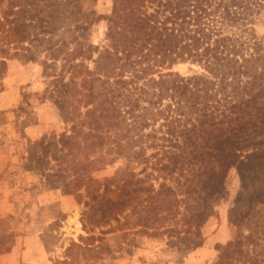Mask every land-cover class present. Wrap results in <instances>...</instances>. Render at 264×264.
Masks as SVG:
<instances>
[{"label": "rangeland", "instance_id": "1", "mask_svg": "<svg viewBox=\"0 0 264 264\" xmlns=\"http://www.w3.org/2000/svg\"><path fill=\"white\" fill-rule=\"evenodd\" d=\"M83 1L84 9L93 8L96 14L88 39L101 50L109 43L106 31L114 0ZM247 35L264 44V10L254 16ZM18 51L7 59L6 72L0 77V264H227V254H222L221 260L219 257L237 229L245 234L250 221L258 218L264 222V152L244 164L243 187L240 168L227 167V154L217 148L220 143L227 145L234 124H228L226 118L213 126L204 124L206 129L193 134L196 146L184 143V136L178 135L185 123L191 125L189 117L197 121L204 99L189 107L182 105L186 98L181 96V105L168 107L170 89L163 86L166 96L163 104L153 109L151 119L159 113L160 117L143 128L152 136L143 141L146 149L141 158L129 154L138 148V142L131 147L135 138L116 135L130 126L128 115L119 117V123L111 127L112 135L105 138L102 153L88 154L81 145L72 155L63 156L66 151L59 148L57 138L64 130L70 132L72 122L68 119L73 116L69 101L61 106L59 80H68L74 73L79 83L85 67L94 69L95 64L78 57L75 62L82 61V65L67 72L60 58L52 63L43 53L32 56L22 48ZM97 55L93 53V58ZM163 71L189 77L200 74L204 67L187 58ZM173 78L169 77L168 84ZM139 100L136 112H145L142 107L146 103L142 97ZM209 103L210 110L218 113L217 119L222 110L227 111V104L217 98L211 96ZM84 110L79 103L76 111ZM150 112L146 110V115ZM166 115L174 120V133L161 125ZM75 119L79 120L78 115ZM119 138L126 149L121 154L116 152ZM150 138L155 146H149ZM86 153L95 161L85 173H92L97 180L89 195H84L82 177L73 181L71 168V161L82 167ZM111 157L113 161H107ZM130 176L141 180L120 187ZM190 176L195 187L190 199L194 206L185 209L179 202V212L168 213L159 205V184L165 181L181 193L185 187L181 184ZM74 182L80 193L74 189L66 193ZM237 217H242L239 226ZM37 238L44 247L42 256L30 246ZM260 242L264 246V241Z\"/></svg>", "mask_w": 264, "mask_h": 264}, {"label": "trees", "instance_id": "2", "mask_svg": "<svg viewBox=\"0 0 264 264\" xmlns=\"http://www.w3.org/2000/svg\"><path fill=\"white\" fill-rule=\"evenodd\" d=\"M83 3V0H0V77L6 72L7 59L18 55L19 48L32 56L43 53L52 63L62 59L67 72L82 65V61L75 62L78 57L95 64L94 69L85 67L79 83L74 73L69 74L68 80H59L63 88L61 106L69 101L73 116L68 119L72 122L70 132L64 130L57 138L59 148L66 151L63 156L72 155L73 149L81 145L88 154L96 150L102 153L105 138L112 135L111 127L119 123V117L128 115L130 126L116 135L135 138L131 147L138 142V148L129 154L141 158L146 149L143 141L148 142L152 136L143 128L160 117L159 113L151 119L153 109L163 104L166 93L162 88L166 86L170 89L168 107L181 105V96L186 98L182 105L189 107L204 99L195 117L197 121L189 117L191 125L185 123L178 131V135L184 136V143L196 146L194 135L206 129L204 124L213 126L224 118L228 124H234L235 131L228 134L227 145L220 143L217 148L227 154V167L240 168L243 182L244 164L264 152V44L247 35L254 16L264 10V0H114L106 31L109 43L101 50L88 39L96 14L93 8L85 10ZM90 13L94 18L88 17ZM95 52L98 55L93 58ZM187 58L200 61L204 71L189 77L163 71ZM171 76L174 78L168 84ZM71 87L79 92L77 97ZM211 96L227 104V111L222 110L219 119L218 113L210 110ZM141 97L146 103L142 107L145 112H136ZM79 103L85 107L83 112L76 111ZM146 110L151 111L150 116ZM77 115L79 120L75 119ZM167 118L166 115L161 125L167 126L166 132L174 133V120ZM85 125L87 128L83 130ZM150 140L149 146H155ZM116 145L118 154L126 150L121 138ZM87 153L82 167L71 161L72 179L83 178L80 184L84 186V195L92 194L90 187L97 181L92 173H85L95 161ZM173 162L176 163L175 157ZM137 180L141 179L130 176L120 187L128 188ZM192 184L193 176L186 177L181 184L185 187L177 193L174 186L162 181L158 189L162 194L159 205L165 206L168 213L179 212L180 203L185 209L194 206L190 200L195 190ZM75 186L74 182L66 193L79 192L80 188ZM106 189L107 185L103 191ZM236 220L239 226L242 217ZM253 222L250 221L245 234L237 229L220 260L222 254H227V264H264V246L260 242L264 241V222L258 218Z\"/></svg>", "mask_w": 264, "mask_h": 264}, {"label": "crops", "instance_id": "3", "mask_svg": "<svg viewBox=\"0 0 264 264\" xmlns=\"http://www.w3.org/2000/svg\"><path fill=\"white\" fill-rule=\"evenodd\" d=\"M34 242H35V244H34ZM30 246H34L37 249V251L39 252V256H42V254L40 255V253H42V250L44 249V247H43V244L39 238H37L35 241H33V244H31ZM34 264H39V262H35ZM69 264H71V263H69ZM175 264H179V263H175Z\"/></svg>", "mask_w": 264, "mask_h": 264}]
</instances>
